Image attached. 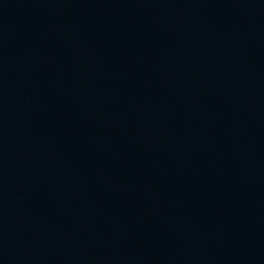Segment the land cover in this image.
<instances>
[{"label":"water","instance_id":"1","mask_svg":"<svg viewBox=\"0 0 264 264\" xmlns=\"http://www.w3.org/2000/svg\"><path fill=\"white\" fill-rule=\"evenodd\" d=\"M0 264H264V0H0Z\"/></svg>","mask_w":264,"mask_h":264}]
</instances>
